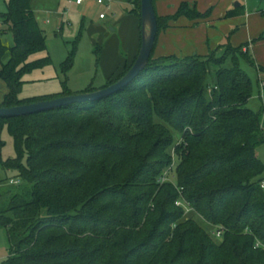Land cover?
Instances as JSON below:
<instances>
[{"label":"trees","instance_id":"trees-1","mask_svg":"<svg viewBox=\"0 0 264 264\" xmlns=\"http://www.w3.org/2000/svg\"><path fill=\"white\" fill-rule=\"evenodd\" d=\"M157 1L158 38L181 18L210 16L187 1L161 16ZM131 3L141 32V0ZM241 12L236 8L227 17ZM0 19V79L7 87L0 108L72 95L65 89L20 98L24 77L52 65L50 56L29 61L48 50L46 36L32 0H8ZM8 34L12 46L3 42ZM158 38L147 68L120 92L31 116L0 117V165L23 182L0 210L9 244L2 264H264V163L257 156L264 129L260 115L247 107L253 83L239 61L248 58L249 46L233 48L228 37L206 56L158 57ZM138 54L101 89L123 78ZM74 55L63 72L72 68ZM4 126L17 152L7 161ZM170 167L176 169L173 181L161 184ZM179 200L221 240L195 219L184 220Z\"/></svg>","mask_w":264,"mask_h":264},{"label":"rangeland","instance_id":"rangeland-1","mask_svg":"<svg viewBox=\"0 0 264 264\" xmlns=\"http://www.w3.org/2000/svg\"><path fill=\"white\" fill-rule=\"evenodd\" d=\"M7 1L0 0V15L7 12ZM131 1L133 0L118 1L111 12H107L103 6L98 5L97 0H88L82 7L75 4L70 5L67 2L65 5L66 10L59 11L58 15L52 11L58 8V2L63 5L62 0H32V7L40 9L37 17L39 25L46 36L48 50L34 55L29 61L32 62L50 56L52 65L24 77L25 84L20 98L28 99L58 95L65 89L72 95L83 94L89 89H101L114 73L117 71L122 72L127 63L131 65L140 50L141 43L139 21L131 15L133 10ZM182 1L191 3L190 6L194 8L196 2L201 5L208 0H161L165 8L167 10L169 8L168 11L171 14L177 12ZM246 6L247 17H243L244 23L250 17L255 16L256 11L260 8L264 10V0H256ZM208 11H210L208 19L211 18L212 13L214 17H218L216 9L210 8L203 14ZM103 12L108 14V19L105 21L100 20V14ZM257 17L258 19L253 21L255 23L253 28L247 26L245 29V27L236 26L238 24H235L225 37H229V42L233 48L249 46L248 58L242 55L239 56L241 68L253 83L252 96L247 107L260 115V122L264 129V74H259L257 68L251 66L249 62L251 60L257 66L264 68V17L261 14ZM184 19L186 22L188 21L186 18H181L178 25H183ZM195 22L198 21H191V23ZM193 27L188 29L179 28L175 32L171 45L169 44V55L179 58L192 55L206 56L220 46H217V42L209 41V38L214 34H211V31L204 25ZM223 30L222 23L220 27L213 28L212 32L222 35ZM3 42L7 46H12V36L5 35ZM73 51L75 52L73 66L65 73L62 70L63 64L72 55ZM158 53L160 52L158 51ZM223 53L224 50L222 49L219 51L218 56L223 55ZM155 55H157L156 51ZM163 55L167 56L166 54ZM214 82L215 68H212L208 83L213 85ZM6 94V84L0 79V103L4 100ZM175 137L176 142L179 143V136L175 134ZM1 138L5 143L2 150V159L7 161L15 158L17 156L15 143L7 126H4ZM170 154L173 165L177 159V154L173 148L170 150ZM257 156L264 163V144L257 149ZM175 171V168L170 167L165 172L164 177L161 178L160 183L166 184L173 181ZM0 177L2 179L0 184L1 210V207L6 208L8 206L11 194L23 188V182L16 177L15 172L6 171L1 165ZM262 178L264 180V174ZM176 205L185 209L184 220L195 219L217 242L221 240L216 236L217 230L208 225L201 217L194 216L188 204L179 200ZM8 255L7 233L4 229H0V264Z\"/></svg>","mask_w":264,"mask_h":264},{"label":"water","instance_id":"water-1","mask_svg":"<svg viewBox=\"0 0 264 264\" xmlns=\"http://www.w3.org/2000/svg\"><path fill=\"white\" fill-rule=\"evenodd\" d=\"M240 4H235L239 7ZM141 46L139 54L134 64L115 84L90 93L78 95H70L57 98L54 100L38 102L29 105H21L13 108H0L1 118H21L52 110L62 109L75 104H83L87 102H98L104 98H108L132 83L149 65V61L153 55L156 41L159 34V26L157 13L153 0H141Z\"/></svg>","mask_w":264,"mask_h":264},{"label":"crops","instance_id":"crops-1","mask_svg":"<svg viewBox=\"0 0 264 264\" xmlns=\"http://www.w3.org/2000/svg\"><path fill=\"white\" fill-rule=\"evenodd\" d=\"M88 0H86L87 3ZM119 2H121V0H118ZM114 2L113 6L118 2ZM256 1V0H252L251 2ZM63 5L60 4V2H58V8L54 9L55 14L59 15V11H62L63 9H65V5L68 2V0H62ZM129 2V1H128ZM132 2V1H131ZM249 2V3H251ZM85 3V4H86ZM239 2H231V0H208L206 1L205 4H199V2L195 3V7H197L198 10H201L200 12L204 13L205 11L211 9H216V13L218 11V17H214L213 13L211 14V18H207L204 20H200L198 22L195 23H191V21H183V25H178V21L171 23V27L163 32L162 34H160L159 38H158V43H157V47H156V53L158 57L160 56H165L163 54L169 55L170 54V46L171 45V40L173 39L175 32L179 29H188V28H194L193 26H205L206 28H208L211 31V34H214L213 36H211V38H209V41L215 43L217 42V46L224 44L225 41L227 40V38L225 37V35L230 32L232 30V26H234L235 24H238L236 26H243L246 27H250L253 28V25L255 24L253 21H255L254 19H258L257 16H259V14L263 15L264 17V10H262L260 7V10L256 11V15L253 17H250L249 19H247V22H245V20L243 19V17H247V6L248 4H240L239 7H242V12L241 15H237V16H232V17H227V13L231 12L232 10L239 8V7H235V4H237ZM84 4V5H85ZM191 4V3H190ZM159 5V7H158ZM156 7H157V11L159 13V15L161 16H165V15H170L171 13H169V8L167 10V8H165V6L163 5V3L161 2V0H158L156 3ZM36 15H38V12L40 11V9H34ZM113 11V10H112ZM242 16V17H241ZM108 19V18H107ZM235 19V20H234ZM101 21H105V20H101ZM223 23V31L224 33L222 35L215 33L214 31L212 32L213 28H218L222 25ZM158 51L160 53H158ZM120 70V69H119Z\"/></svg>","mask_w":264,"mask_h":264},{"label":"built area","instance_id":"built-area-1","mask_svg":"<svg viewBox=\"0 0 264 264\" xmlns=\"http://www.w3.org/2000/svg\"><path fill=\"white\" fill-rule=\"evenodd\" d=\"M118 0H97L98 5L103 6L107 12H111L113 10V3ZM233 2H239L241 4H248L252 0H231ZM86 3V0H68V4L70 5H76L78 7L84 6ZM66 12V11H65ZM108 18V14L106 12H103L100 14V20H106ZM261 188L264 190V180L261 183ZM217 236L220 237L221 233H217Z\"/></svg>","mask_w":264,"mask_h":264}]
</instances>
